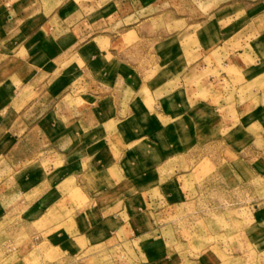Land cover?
I'll list each match as a JSON object with an SVG mask.
<instances>
[{
  "label": "crops",
  "instance_id": "1",
  "mask_svg": "<svg viewBox=\"0 0 264 264\" xmlns=\"http://www.w3.org/2000/svg\"><path fill=\"white\" fill-rule=\"evenodd\" d=\"M183 9L199 14L196 27L193 16L178 18ZM180 20L184 30L167 31ZM249 44L264 49V0H0V130L16 135V125H32L27 131L40 130L68 166L84 171L81 178L94 162L89 156L107 152L113 161L105 167L107 183H125L131 161L147 156L149 145L160 146L156 139L167 125L220 115L210 98L187 96L193 87L216 96L214 77L186 84L207 60L216 70L223 58L218 72L227 70L221 74L229 80L264 78V63L252 64L243 51ZM78 79L90 84L87 91L72 89ZM244 115L245 125L254 124L264 106ZM236 118L225 111L215 120L239 131ZM112 172L118 178L109 180ZM102 197L83 210L90 226L124 220L125 200L116 215ZM140 250L152 258L148 264H166L156 249Z\"/></svg>",
  "mask_w": 264,
  "mask_h": 264
},
{
  "label": "rangeland",
  "instance_id": "2",
  "mask_svg": "<svg viewBox=\"0 0 264 264\" xmlns=\"http://www.w3.org/2000/svg\"><path fill=\"white\" fill-rule=\"evenodd\" d=\"M188 14L196 27L199 14L183 9L177 16ZM184 28L180 20L167 31ZM243 51L252 64L264 63L260 46ZM222 60L216 70L207 60L203 72L186 82L214 77V98L194 87L187 96L210 98L220 115L167 125L156 139L160 146L149 145L147 156L131 161L125 183H107L105 167L113 164L107 152L89 156L94 162L81 178L84 171L68 166L40 130L28 132L32 125L20 124L14 135L2 128L0 264H148L152 258L143 247L156 249L166 264H264V118L243 123L245 112L264 106V78L226 79L221 73L230 75L227 70L218 72ZM89 85L78 79L72 89L83 92ZM225 111L241 120L239 131L215 120ZM112 173L109 180L118 178ZM112 192L114 197L103 196ZM100 197L114 206V214L125 200L124 220L117 216L112 226L101 225L104 218L90 226L83 210Z\"/></svg>",
  "mask_w": 264,
  "mask_h": 264
}]
</instances>
